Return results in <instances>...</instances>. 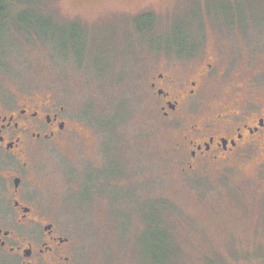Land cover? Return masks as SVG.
<instances>
[{"label": "rangeland", "instance_id": "1", "mask_svg": "<svg viewBox=\"0 0 264 264\" xmlns=\"http://www.w3.org/2000/svg\"><path fill=\"white\" fill-rule=\"evenodd\" d=\"M15 2L0 95L66 109L65 138L35 164L76 264H264V141L188 171L151 90L157 74L190 81L210 63L194 109L264 105V0Z\"/></svg>", "mask_w": 264, "mask_h": 264}, {"label": "flooded vegetation", "instance_id": "2", "mask_svg": "<svg viewBox=\"0 0 264 264\" xmlns=\"http://www.w3.org/2000/svg\"><path fill=\"white\" fill-rule=\"evenodd\" d=\"M215 62V61H214ZM183 81L157 74L151 90L162 118L181 133L188 171L247 154L264 141V105L237 97L219 111L200 113L199 83L213 64ZM69 117L53 98L34 93L0 95V264H76V245L41 201L35 160L65 138Z\"/></svg>", "mask_w": 264, "mask_h": 264}, {"label": "trees", "instance_id": "3", "mask_svg": "<svg viewBox=\"0 0 264 264\" xmlns=\"http://www.w3.org/2000/svg\"><path fill=\"white\" fill-rule=\"evenodd\" d=\"M11 1L18 5L15 0H0V28L2 29L8 24L7 22L10 15V8L8 4H10Z\"/></svg>", "mask_w": 264, "mask_h": 264}]
</instances>
